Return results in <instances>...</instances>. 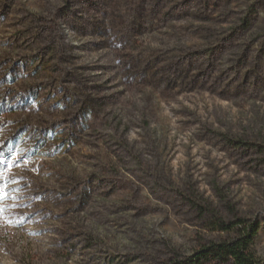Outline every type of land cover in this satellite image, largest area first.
Listing matches in <instances>:
<instances>
[{
	"label": "rangeland",
	"instance_id": "374dc122",
	"mask_svg": "<svg viewBox=\"0 0 264 264\" xmlns=\"http://www.w3.org/2000/svg\"><path fill=\"white\" fill-rule=\"evenodd\" d=\"M0 145V264H264V0H0Z\"/></svg>",
	"mask_w": 264,
	"mask_h": 264
},
{
	"label": "trees",
	"instance_id": "16d2710c",
	"mask_svg": "<svg viewBox=\"0 0 264 264\" xmlns=\"http://www.w3.org/2000/svg\"><path fill=\"white\" fill-rule=\"evenodd\" d=\"M205 227L211 232H222L229 236L225 240L202 246L187 262H174L173 264H208L211 262L260 264L251 250L258 233V223L241 218L234 222L213 218Z\"/></svg>",
	"mask_w": 264,
	"mask_h": 264
},
{
	"label": "snow or ice",
	"instance_id": "6c2138e0",
	"mask_svg": "<svg viewBox=\"0 0 264 264\" xmlns=\"http://www.w3.org/2000/svg\"><path fill=\"white\" fill-rule=\"evenodd\" d=\"M0 147H2V145H0ZM4 164H5L4 160L0 158V166H3ZM11 166L13 165H8L7 167H11ZM2 177H3V172H0V178ZM11 182L14 181H4V183H0V204H2L6 199H8L9 193L6 189H7V184ZM4 211L5 209L3 207H0V215H2Z\"/></svg>",
	"mask_w": 264,
	"mask_h": 264
}]
</instances>
